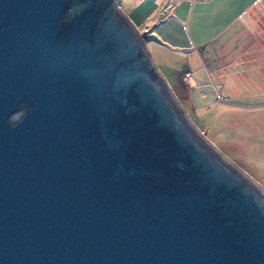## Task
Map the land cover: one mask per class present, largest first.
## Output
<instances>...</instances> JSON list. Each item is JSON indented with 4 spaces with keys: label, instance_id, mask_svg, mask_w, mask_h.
Listing matches in <instances>:
<instances>
[{
    "label": "water",
    "instance_id": "95a60500",
    "mask_svg": "<svg viewBox=\"0 0 264 264\" xmlns=\"http://www.w3.org/2000/svg\"><path fill=\"white\" fill-rule=\"evenodd\" d=\"M144 39L116 0H0V264H264V186Z\"/></svg>",
    "mask_w": 264,
    "mask_h": 264
},
{
    "label": "rangeland",
    "instance_id": "374dc122",
    "mask_svg": "<svg viewBox=\"0 0 264 264\" xmlns=\"http://www.w3.org/2000/svg\"><path fill=\"white\" fill-rule=\"evenodd\" d=\"M116 2L144 12L135 25L191 121L264 186V0Z\"/></svg>",
    "mask_w": 264,
    "mask_h": 264
},
{
    "label": "crops",
    "instance_id": "0c3cea01",
    "mask_svg": "<svg viewBox=\"0 0 264 264\" xmlns=\"http://www.w3.org/2000/svg\"><path fill=\"white\" fill-rule=\"evenodd\" d=\"M139 7H136L134 5V3L129 5V11H127V15L130 17V19L134 22L137 23V19H140L141 16L143 15L144 12H141L138 10ZM141 27L145 29V31L147 30V26L145 24H142ZM154 40H157V38H154ZM153 59V58H152ZM154 61V60H153ZM155 63V62H154ZM156 67V65H155ZM186 68H182L180 69V75H183V71H185ZM162 74V73H161ZM163 75V74H162ZM167 81V80H166Z\"/></svg>",
    "mask_w": 264,
    "mask_h": 264
},
{
    "label": "built area",
    "instance_id": "2783aa9c",
    "mask_svg": "<svg viewBox=\"0 0 264 264\" xmlns=\"http://www.w3.org/2000/svg\"><path fill=\"white\" fill-rule=\"evenodd\" d=\"M186 73H187V71H186Z\"/></svg>",
    "mask_w": 264,
    "mask_h": 264
}]
</instances>
